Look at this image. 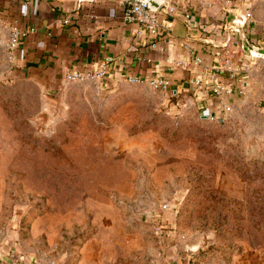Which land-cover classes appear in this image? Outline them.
Wrapping results in <instances>:
<instances>
[{"label":"rangeland","instance_id":"rangeland-1","mask_svg":"<svg viewBox=\"0 0 264 264\" xmlns=\"http://www.w3.org/2000/svg\"><path fill=\"white\" fill-rule=\"evenodd\" d=\"M248 2L263 20L264 0ZM6 34L0 264H264L263 58L223 123L188 91L46 90L13 72Z\"/></svg>","mask_w":264,"mask_h":264},{"label":"crops","instance_id":"crops-1","mask_svg":"<svg viewBox=\"0 0 264 264\" xmlns=\"http://www.w3.org/2000/svg\"><path fill=\"white\" fill-rule=\"evenodd\" d=\"M247 7H252L248 0H181L179 16L169 20L171 30L155 38L138 37L139 25L125 21L129 8L125 0H0V24L8 38L14 27L35 30L8 54L17 76L34 80L46 90H57L72 71L106 66L108 76L100 82L109 87L129 76L164 75L171 79L176 94L188 91L194 56L203 59L200 73L219 63L226 47L211 43L225 37L231 12L241 20ZM186 15L191 16L190 23ZM65 19L68 24L63 23ZM262 21L253 16L246 28L254 43L262 33Z\"/></svg>","mask_w":264,"mask_h":264},{"label":"built area","instance_id":"built-area-1","mask_svg":"<svg viewBox=\"0 0 264 264\" xmlns=\"http://www.w3.org/2000/svg\"><path fill=\"white\" fill-rule=\"evenodd\" d=\"M80 1L81 3L87 2L86 0ZM162 2L160 10L155 12L144 0H125L129 8L124 14V19L129 23L139 25L138 37L145 34L153 38L161 37L171 30L169 20L179 16L181 0H162ZM227 2L229 3V1ZM244 17L247 28L249 23L253 21L250 7L244 11ZM185 18L190 23L191 16L186 15ZM63 23L68 24L69 21L65 19ZM261 28L264 30V19L261 22ZM34 32L33 29L23 32L17 27L12 28L8 38L9 53L16 50L20 42L29 33ZM218 58L219 63L210 67L207 73H200L204 69L203 59L200 56H194L191 59L192 74L188 82V92L198 105L201 118L224 123L232 113L234 101L246 96L250 90L252 66L255 58L243 52L241 41L235 32L232 34L229 45L222 50ZM178 66H182V64L179 63ZM107 70L106 66H102L92 71H72L66 75V82L102 81L108 76ZM126 81L135 85L146 84L153 89L173 93L172 81L164 75L153 77L129 76Z\"/></svg>","mask_w":264,"mask_h":264},{"label":"water","instance_id":"water-1","mask_svg":"<svg viewBox=\"0 0 264 264\" xmlns=\"http://www.w3.org/2000/svg\"><path fill=\"white\" fill-rule=\"evenodd\" d=\"M92 2V0H86ZM149 3L150 8L158 12L162 6V0H144ZM227 26L225 29V37L221 41L212 42L211 44L217 48H225L228 46L231 32L237 33L241 44L243 52L252 58H263L264 59V41L259 40L257 44L251 41L247 31H246V19L244 15H241V20H239L233 12L226 18ZM205 120V118H202Z\"/></svg>","mask_w":264,"mask_h":264}]
</instances>
